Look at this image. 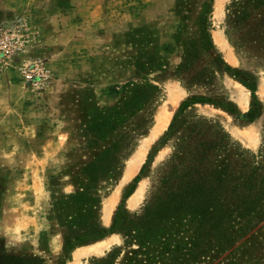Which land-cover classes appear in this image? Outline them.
<instances>
[{
	"label": "rangeland",
	"instance_id": "obj_1",
	"mask_svg": "<svg viewBox=\"0 0 264 264\" xmlns=\"http://www.w3.org/2000/svg\"><path fill=\"white\" fill-rule=\"evenodd\" d=\"M0 7V259L94 264L112 256L131 264L139 243L122 230L66 249L85 229L69 225L55 203L69 199L65 211L74 212L70 197L89 190L92 163L102 173L101 225L110 229L136 178L124 203L132 215L176 188L203 153L211 167L225 157L236 166L263 161L264 0H0ZM235 71L256 84L253 121L255 99ZM145 149L141 164L128 168ZM115 168L119 177L108 178ZM164 236L172 249L157 264H218L228 255L193 257L189 248L175 251L187 235Z\"/></svg>",
	"mask_w": 264,
	"mask_h": 264
},
{
	"label": "trees",
	"instance_id": "obj_2",
	"mask_svg": "<svg viewBox=\"0 0 264 264\" xmlns=\"http://www.w3.org/2000/svg\"><path fill=\"white\" fill-rule=\"evenodd\" d=\"M231 70V68L229 67ZM240 77L239 71L234 72ZM241 78V77H240ZM253 94L255 102L247 112L253 121L259 116L260 107L256 98V84L241 78ZM148 86L157 88L152 84ZM206 101L193 98L192 103ZM184 107L188 103L183 104ZM142 107V106H141ZM140 109V108H139ZM264 153V151L262 152ZM203 153L198 163L188 167L184 179L176 188H171L166 195H158L149 203L141 214H130L125 208L126 199L137 186L138 178L126 192L110 229L101 225L100 210L102 198L97 193L96 182L102 173L92 163L87 172L91 176L89 190L70 197L74 212L67 213L68 200L56 201V209L69 225H82L85 229L74 241L68 240L66 249H73L89 241L104 238L108 233L122 230L128 243L138 241L139 248L133 250L130 259L135 264L140 256H146L145 263L157 264L161 254L172 248L164 234L187 235L188 242L177 244L175 251L189 248L193 257L206 256L210 250L228 252L218 264H251L257 260L261 264L260 252L264 251V156L260 163L248 162L234 165L230 157L211 167ZM264 155V154H263ZM195 160V161H196ZM120 168V167H119ZM119 169H113L108 178L119 177ZM189 234V235H188ZM160 248L158 253L156 250ZM228 258L229 261H228ZM114 257L95 258L94 264H114ZM23 257L4 256L0 264H32Z\"/></svg>",
	"mask_w": 264,
	"mask_h": 264
},
{
	"label": "bare ground",
	"instance_id": "obj_3",
	"mask_svg": "<svg viewBox=\"0 0 264 264\" xmlns=\"http://www.w3.org/2000/svg\"><path fill=\"white\" fill-rule=\"evenodd\" d=\"M147 149V148H146ZM145 149V151L143 152V154H142V156L140 155V156H136V154H134L133 156H132V158L130 159V161H129V167L128 168H132V166H134L135 165V167H138L140 164H141V162H142V160H143V158H144V156H145V154H146V150ZM138 155V154H137ZM137 158L139 159L138 160V162H137ZM134 167V168H135ZM134 173V172H133ZM128 174H130V170H129V173ZM132 174V173H131ZM133 175V174H132ZM125 179L123 180V182L126 180V179H128V175H126L125 174ZM122 182V183H123ZM140 185V184H139ZM138 188V187H137ZM137 192V191H136ZM134 196V195H133ZM132 196V197H133ZM114 203H115V201L114 200H112L111 202H110V205H108V207H107V210H106V214H105V216L107 217V218H111L112 217V209H113V205H114ZM108 204V203H107ZM107 206V205H106ZM115 206V205H114Z\"/></svg>",
	"mask_w": 264,
	"mask_h": 264
},
{
	"label": "crops",
	"instance_id": "obj_4",
	"mask_svg": "<svg viewBox=\"0 0 264 264\" xmlns=\"http://www.w3.org/2000/svg\"><path fill=\"white\" fill-rule=\"evenodd\" d=\"M1 7H2V6H1ZM1 7H0V8H1Z\"/></svg>",
	"mask_w": 264,
	"mask_h": 264
}]
</instances>
